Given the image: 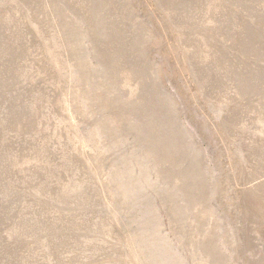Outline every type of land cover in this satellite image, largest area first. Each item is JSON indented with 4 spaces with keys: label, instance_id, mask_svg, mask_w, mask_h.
I'll return each instance as SVG.
<instances>
[{
    "label": "rangeland",
    "instance_id": "obj_1",
    "mask_svg": "<svg viewBox=\"0 0 264 264\" xmlns=\"http://www.w3.org/2000/svg\"><path fill=\"white\" fill-rule=\"evenodd\" d=\"M0 264H264V0H0Z\"/></svg>",
    "mask_w": 264,
    "mask_h": 264
}]
</instances>
